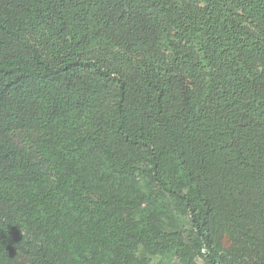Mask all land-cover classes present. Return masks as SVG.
<instances>
[{
    "label": "trees",
    "instance_id": "16d2710c",
    "mask_svg": "<svg viewBox=\"0 0 264 264\" xmlns=\"http://www.w3.org/2000/svg\"><path fill=\"white\" fill-rule=\"evenodd\" d=\"M152 257L264 264V0H0V264Z\"/></svg>",
    "mask_w": 264,
    "mask_h": 264
},
{
    "label": "rangeland",
    "instance_id": "374dc122",
    "mask_svg": "<svg viewBox=\"0 0 264 264\" xmlns=\"http://www.w3.org/2000/svg\"><path fill=\"white\" fill-rule=\"evenodd\" d=\"M150 264H180L176 259L152 257Z\"/></svg>",
    "mask_w": 264,
    "mask_h": 264
},
{
    "label": "clouds",
    "instance_id": "9594fccd",
    "mask_svg": "<svg viewBox=\"0 0 264 264\" xmlns=\"http://www.w3.org/2000/svg\"><path fill=\"white\" fill-rule=\"evenodd\" d=\"M198 260H199V258H198ZM199 264H203V262L202 261H199Z\"/></svg>",
    "mask_w": 264,
    "mask_h": 264
}]
</instances>
